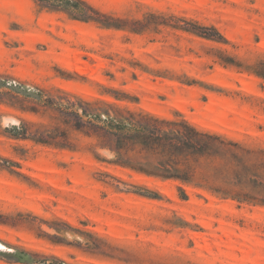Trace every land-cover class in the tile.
Instances as JSON below:
<instances>
[{
  "label": "rangeland",
  "instance_id": "rangeland-1",
  "mask_svg": "<svg viewBox=\"0 0 264 264\" xmlns=\"http://www.w3.org/2000/svg\"><path fill=\"white\" fill-rule=\"evenodd\" d=\"M79 1L0 0V264H264V205L116 163L127 112L264 151V0Z\"/></svg>",
  "mask_w": 264,
  "mask_h": 264
},
{
  "label": "trees",
  "instance_id": "trees-1",
  "mask_svg": "<svg viewBox=\"0 0 264 264\" xmlns=\"http://www.w3.org/2000/svg\"><path fill=\"white\" fill-rule=\"evenodd\" d=\"M37 1L79 12L86 21L112 27L98 20L101 14L79 0ZM88 12L96 15V18ZM213 31L218 37L216 39H222ZM203 37L214 38L208 35ZM259 65L264 66V63ZM262 68H253V71L257 77L264 79ZM84 114L93 115L89 112ZM127 114L116 116V130L119 133L116 163L121 168L147 178L178 182L182 199L187 196L181 185H186L239 204L264 205V198L251 196L264 194V180L257 173L264 168L263 150L247 149L223 135L198 129L185 120L174 122L141 112ZM126 129L129 133L122 134ZM128 149L137 155L134 160H123L122 151ZM22 255L29 257L26 252Z\"/></svg>",
  "mask_w": 264,
  "mask_h": 264
},
{
  "label": "bare ground",
  "instance_id": "bare-ground-1",
  "mask_svg": "<svg viewBox=\"0 0 264 264\" xmlns=\"http://www.w3.org/2000/svg\"><path fill=\"white\" fill-rule=\"evenodd\" d=\"M0 248H3V247L0 246Z\"/></svg>",
  "mask_w": 264,
  "mask_h": 264
}]
</instances>
